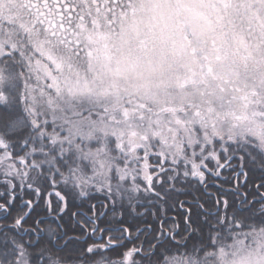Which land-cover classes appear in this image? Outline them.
I'll list each match as a JSON object with an SVG mask.
<instances>
[{
	"label": "snow or ice",
	"instance_id": "snow-or-ice-1",
	"mask_svg": "<svg viewBox=\"0 0 264 264\" xmlns=\"http://www.w3.org/2000/svg\"><path fill=\"white\" fill-rule=\"evenodd\" d=\"M0 264H264V0H0Z\"/></svg>",
	"mask_w": 264,
	"mask_h": 264
}]
</instances>
